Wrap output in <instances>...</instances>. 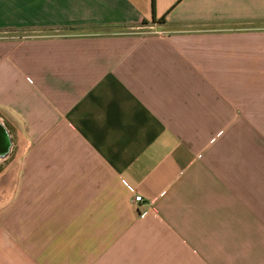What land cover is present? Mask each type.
Instances as JSON below:
<instances>
[{
	"label": "crops",
	"instance_id": "0c3cea01",
	"mask_svg": "<svg viewBox=\"0 0 264 264\" xmlns=\"http://www.w3.org/2000/svg\"><path fill=\"white\" fill-rule=\"evenodd\" d=\"M0 29V264H264V0H0Z\"/></svg>",
	"mask_w": 264,
	"mask_h": 264
},
{
	"label": "rangeland",
	"instance_id": "374dc122",
	"mask_svg": "<svg viewBox=\"0 0 264 264\" xmlns=\"http://www.w3.org/2000/svg\"><path fill=\"white\" fill-rule=\"evenodd\" d=\"M147 25V24H145ZM26 36V31L17 29H0V39L3 38H21Z\"/></svg>",
	"mask_w": 264,
	"mask_h": 264
},
{
	"label": "built area",
	"instance_id": "2783aa9c",
	"mask_svg": "<svg viewBox=\"0 0 264 264\" xmlns=\"http://www.w3.org/2000/svg\"><path fill=\"white\" fill-rule=\"evenodd\" d=\"M128 190H129L130 193H132V195H133V202H134L136 205L142 202V197H141L140 195L133 194V193H134L133 188L128 187Z\"/></svg>",
	"mask_w": 264,
	"mask_h": 264
}]
</instances>
